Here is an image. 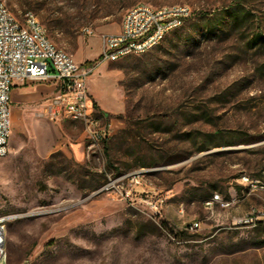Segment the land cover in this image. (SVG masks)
Segmentation results:
<instances>
[{
    "label": "rangeland",
    "instance_id": "rangeland-1",
    "mask_svg": "<svg viewBox=\"0 0 264 264\" xmlns=\"http://www.w3.org/2000/svg\"><path fill=\"white\" fill-rule=\"evenodd\" d=\"M6 3L21 21L34 13L72 55L86 28L123 20L138 3L187 4L192 14L146 53L111 62L125 111L106 140L85 141L83 159L40 157L33 120L11 119L2 264H264V223L240 224L264 210V0ZM110 179L116 187L100 191ZM217 194L230 205L208 207ZM159 198L157 211L148 200Z\"/></svg>",
    "mask_w": 264,
    "mask_h": 264
},
{
    "label": "built area",
    "instance_id": "built-area-1",
    "mask_svg": "<svg viewBox=\"0 0 264 264\" xmlns=\"http://www.w3.org/2000/svg\"><path fill=\"white\" fill-rule=\"evenodd\" d=\"M191 14V7L187 4L154 6L138 3L128 8L123 16L121 30L102 36L99 62L111 63L146 53L170 32L180 28ZM86 29L87 33H93L91 29ZM82 65L50 39L45 26L34 13H26L21 21L10 10L6 0H0V156L7 154L11 132V90L16 78L58 82L60 92L50 100V118L53 121H81L88 149L111 135V126L96 114L88 94L87 78L93 66ZM113 187H116L115 180L110 179L100 191ZM130 193L126 192V195ZM163 202V198L148 200L157 211L158 204ZM205 202L208 205H230L218 194ZM7 218H0V264L6 258ZM260 223H264V210L254 211L252 216L240 221L244 225ZM188 227L197 229L200 222H193Z\"/></svg>",
    "mask_w": 264,
    "mask_h": 264
},
{
    "label": "crops",
    "instance_id": "crops-1",
    "mask_svg": "<svg viewBox=\"0 0 264 264\" xmlns=\"http://www.w3.org/2000/svg\"><path fill=\"white\" fill-rule=\"evenodd\" d=\"M122 20L105 23L93 29L88 36V43L79 39V47L73 54L83 67L93 66L92 73L87 78V88L91 104L98 116L111 127L117 125V115L124 113L125 101L121 94L120 81L122 70L111 63L99 62L102 49V36L121 30ZM60 92V86L55 80L33 81L16 78L11 90V119L26 117L33 120L37 155L47 158L58 151L69 153L77 160L85 156L84 128L74 130L65 126L64 119L53 121L50 118V100ZM97 107H95V104ZM73 122H80L71 120Z\"/></svg>",
    "mask_w": 264,
    "mask_h": 264
},
{
    "label": "bare ground",
    "instance_id": "bare-ground-1",
    "mask_svg": "<svg viewBox=\"0 0 264 264\" xmlns=\"http://www.w3.org/2000/svg\"><path fill=\"white\" fill-rule=\"evenodd\" d=\"M215 197H216V196H215ZM215 197H213V198H215ZM206 205H207L208 207H212V206H213V205H208L207 202H206ZM253 214H254V213H253ZM253 214H252V215H253ZM252 215H251V216H252Z\"/></svg>",
    "mask_w": 264,
    "mask_h": 264
},
{
    "label": "trees",
    "instance_id": "trees-1",
    "mask_svg": "<svg viewBox=\"0 0 264 264\" xmlns=\"http://www.w3.org/2000/svg\"><path fill=\"white\" fill-rule=\"evenodd\" d=\"M95 105V107H97V105H96V103L94 104ZM61 153V152H60ZM58 154V153H57ZM62 154V153H61ZM55 155V153L53 154V156ZM106 183V182H105Z\"/></svg>",
    "mask_w": 264,
    "mask_h": 264
}]
</instances>
